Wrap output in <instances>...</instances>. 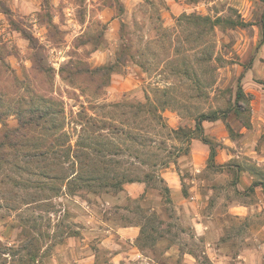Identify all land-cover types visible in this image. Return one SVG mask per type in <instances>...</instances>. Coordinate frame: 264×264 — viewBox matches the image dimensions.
<instances>
[{"label":"rangeland","instance_id":"rangeland-1","mask_svg":"<svg viewBox=\"0 0 264 264\" xmlns=\"http://www.w3.org/2000/svg\"><path fill=\"white\" fill-rule=\"evenodd\" d=\"M263 12L262 0H0V264H77L69 237H85L86 211L105 208L121 222L137 212L151 264H214L167 194V166L191 172L178 157L192 140L172 129L217 112L203 133L224 163L208 166L207 151L199 186L258 200L237 183L248 173L264 188ZM124 176L149 194L103 206ZM259 212L232 218L234 258L264 264V243L245 241L264 239ZM88 237L100 264L99 236Z\"/></svg>","mask_w":264,"mask_h":264},{"label":"crops","instance_id":"crops-1","mask_svg":"<svg viewBox=\"0 0 264 264\" xmlns=\"http://www.w3.org/2000/svg\"><path fill=\"white\" fill-rule=\"evenodd\" d=\"M207 151H210V149L205 144L193 138L185 155L178 157V159L183 157L190 158L189 163L186 166L184 165L186 169L191 171L190 175L183 178L177 169L173 171L169 166L165 168L166 172L163 178L167 186L170 202L173 208L181 214L183 225L190 226L195 237L207 244V248L211 252L209 254L211 256L208 257L212 259L214 264H254L251 257H243L239 253L237 258H234L228 253L234 246L231 233L232 218H246L253 215L252 213H260L259 211L264 215V191L261 194L257 192L264 188L260 187V185H255V182H258L254 179V176L242 173L237 183L238 189L244 195H246L244 192L249 189L252 195L255 194L254 196H257V201L256 198L254 201L249 202L238 201L233 197L223 199L222 194L217 193L218 189L213 186L203 191L199 186L200 179L197 173L201 171L200 167H202L200 158L203 159V162H206ZM215 161L218 165H223L224 163L223 160L218 162L216 158ZM185 182L187 183L186 188H184ZM251 187L253 188L252 190L250 189ZM148 194L145 187L140 186L139 183L130 182L115 192H105L101 201L103 206L112 207L115 211L117 209L124 210L122 207L125 205V201L142 198ZM154 194L159 199H162V194L159 192ZM247 197L250 196L248 195ZM208 206L212 211L210 215L205 214ZM162 207L160 203L153 200L149 211H155V213H159L161 217H164L161 213ZM105 211L106 208L99 212L86 211L84 220L81 222V228L79 227L85 237L78 238V241H74L73 237H69L70 243L73 245L69 246V253L75 255V259L78 260L77 264H96L99 258L101 250L94 249L90 245L89 234H93L95 237L99 236L97 245L104 253L100 264H135V262L142 263V259H146L148 262L150 256L144 252L140 243L145 223L139 221V219H134L137 212L130 210V219H127L126 222H121L112 211H108L107 215H105ZM168 218L170 216L166 214L165 219ZM256 230L257 235L264 236V225ZM247 239H250L251 243L255 241L264 243L263 238H253L252 236L248 238L246 236L245 241H248ZM156 240L157 238L155 242ZM174 246L176 245L169 246L171 252L174 250ZM248 250L250 249H247L246 245L241 253H245ZM66 252L64 251V253ZM184 255H190L196 259V254L192 250L185 251ZM148 264H151V262L149 261Z\"/></svg>","mask_w":264,"mask_h":264},{"label":"trees","instance_id":"trees-1","mask_svg":"<svg viewBox=\"0 0 264 264\" xmlns=\"http://www.w3.org/2000/svg\"><path fill=\"white\" fill-rule=\"evenodd\" d=\"M264 2V0H262ZM205 19L209 20V17H206ZM223 19L222 18H216L215 19V23H220L222 22ZM233 25H239V23L237 24L236 22H231ZM246 22L241 21L240 24L245 25ZM260 28H261V33H262V40L264 42V12L262 17L260 18ZM243 94V90L241 87H239L238 92H237V100L242 96ZM237 109V108H235ZM225 115V114H223ZM221 116L217 113V112H213L211 114H206V113H202L199 116L196 117L195 120V128H185V127H178L175 129H172L173 133L175 134V136L177 138H181L184 139L186 141H191L193 138H196V133H198V137L209 146V158H208V166L211 167H218V164H216L215 158L217 155V146H215L211 140V138H208L207 136L204 135V128H203V121L205 120H209V121H213V120H217L219 119ZM168 165V164H167ZM125 177V176H124ZM124 180H117L114 182L109 183L112 186H115L119 189H122V185L125 182H134L136 181V179L134 178H128L127 176L125 178H123ZM140 180V179H138ZM257 183L255 182V185ZM167 188V186H166Z\"/></svg>","mask_w":264,"mask_h":264}]
</instances>
